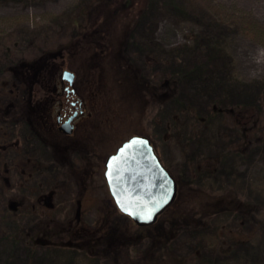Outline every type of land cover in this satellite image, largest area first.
<instances>
[{
    "label": "rangeland",
    "instance_id": "1",
    "mask_svg": "<svg viewBox=\"0 0 264 264\" xmlns=\"http://www.w3.org/2000/svg\"><path fill=\"white\" fill-rule=\"evenodd\" d=\"M140 1L134 0V8ZM92 2L0 0V108L20 97L19 91L2 88L12 79L8 68L13 64L34 63L50 55L61 66L58 76L77 68L80 76L88 77L87 70L99 60L87 59L90 48L73 54L70 47L89 32L78 26ZM137 24L127 51L131 64L153 84L165 78L176 80L178 100L151 103L139 96V108L148 105L145 118L139 112L141 119L120 124L117 132L108 133L111 141L108 137L103 151L88 147L85 156L75 150L74 139L51 142L48 121L39 129L40 135L20 126L0 128V169L6 164L18 166L8 171V177H0V264H113L103 255L92 257L76 251L69 243L72 233L76 234L73 229H93L113 222V216H124L110 193L105 162L134 135L144 134L154 141L162 163L182 183L178 198L183 202L196 193L227 194L229 186L236 187L245 200L264 198V143L258 142L247 152L237 150L243 128L252 140L263 136L264 111L259 121L252 117L244 124L227 111L207 122L195 116L212 114L216 103L225 110L244 103L264 105V0H153ZM100 65L104 87L114 92L115 113L130 112L122 98L123 88L115 87L121 70L110 61ZM55 115L56 111L52 118L56 124ZM101 152L106 159H100ZM215 157L223 158L218 169L204 170ZM26 159L39 161L40 168L27 167ZM40 196L44 205L37 201ZM15 201L20 202L16 210L11 208ZM45 225L56 231L51 244L34 245L31 236L39 237ZM178 232L173 246L177 256L190 259L201 251L206 257L232 264H264V233L257 232L244 242L241 219L233 214L213 217L206 230ZM147 249L145 244L123 251L119 259L124 264H165L161 253H146ZM155 256L158 260L152 262Z\"/></svg>",
    "mask_w": 264,
    "mask_h": 264
},
{
    "label": "trees",
    "instance_id": "2",
    "mask_svg": "<svg viewBox=\"0 0 264 264\" xmlns=\"http://www.w3.org/2000/svg\"><path fill=\"white\" fill-rule=\"evenodd\" d=\"M151 1L153 0H141L138 7L134 8V0H93L85 8L82 15L84 22L80 23L81 26L79 24L78 29L82 27L86 30V33L89 30L87 33L89 37L87 39V34H83V40L85 41L81 39L79 42L76 41L78 45L71 43L70 47L73 49V54H82L90 48L87 59H96L95 62L99 60L97 64L92 65L91 69L87 70L88 77H85V79L80 76L77 68H74L76 74L74 87L78 95L88 104V112L90 113L89 116L86 115L79 120L78 129L73 138L75 150L79 149L84 156L88 154V149H86L88 147L89 149L98 147L96 149L103 151V143L108 140V137L109 142L111 141L108 133L117 132L120 124L125 125L136 122V117H140L139 112L141 117H144L148 105L146 108L145 105H141L139 108V103H137L139 96H146L148 101L156 100V102L164 103L178 100V82L176 80L165 78L160 83L153 84L141 74L138 67L131 64V59H129L127 53L128 45L133 39L141 14ZM179 8L182 11L185 9L184 7ZM100 19L101 21H99ZM112 26H114V30ZM82 44L83 46H80ZM103 60L110 61L111 66L119 67L118 70H121V75L115 80V87L123 88L122 98L127 106L131 107L130 112L115 113L112 106V103H114L112 93L114 92H112V88L104 87L103 70L102 65H100ZM45 68H48V70H44ZM60 69L61 66L58 62L52 60L50 55H44L34 63L19 62L10 66L8 70L11 72L12 79L4 82L2 88L5 90L9 86L12 93L19 91L20 97L17 100L10 101L8 107L0 108V128L8 125L20 126L29 133L35 134L37 132L40 135V130H43L44 122L42 121L46 119L49 121V124H47L49 125L48 134L51 137L59 136L60 134L53 126L52 107L45 108L43 105L40 106V103L57 102H53L52 99L54 97V87H60L61 85L62 78L58 76ZM193 71L186 73V75H190ZM40 80H42L40 87L47 88L49 93L43 100L34 95V89L38 88L37 82ZM81 82H84L85 86L80 85ZM181 105L188 109L186 105ZM251 105L244 103L225 110L221 104L216 103L213 106L212 114L205 117L199 114H195V116L196 119L207 122L219 116L221 112L227 111L241 124L252 117H256V120L259 121L261 119L259 115L264 111V105L256 107ZM249 122L250 125H253L251 121ZM243 130H246V127ZM243 130L240 132L242 141L237 147L239 152H247L258 142L264 143V132L261 138L252 140L253 136L249 137ZM152 144L156 148L153 140ZM106 158L103 152L100 159L104 160ZM26 160L27 167L31 169L39 167L38 163L32 161V159ZM221 163H223L222 157L212 158L208 169L204 166V170L210 172L217 170ZM4 166L3 171L0 169V177L7 176L8 171H10L9 165ZM181 189L182 183L179 181V194ZM227 189L229 190L224 195L192 194L184 202L180 200L179 196L178 201L152 227H135L127 217L118 214L112 217L113 222H104L103 225L96 226L93 229L90 228L91 226L88 229L81 227L72 230L70 228L72 232L76 231V234L72 233L73 242L69 245L76 251H82L87 256L100 257L103 255L113 264H124L119 259L121 252L137 250L145 244L146 247H149L146 253L151 251L161 253V258L165 260V264H232L228 260L206 257L201 251H197L194 257L190 259L180 257L175 254L173 247L174 242L179 237L178 231L206 230L210 227L212 218L219 215L233 214L241 219V227L244 230L242 233L246 236L243 239L244 242L253 239L257 232L264 233V198L260 201L245 200L240 197V192L236 187L229 186ZM37 201L39 204L44 205V203H41V196L37 197ZM19 203L12 202L11 208L16 210ZM107 217L110 219L109 216ZM120 217H122V221L119 219ZM40 230L39 237L31 236L32 242L34 245L49 246L51 238L56 233L55 228L45 225ZM82 232L83 235L80 234ZM151 260L156 262L158 258L155 256Z\"/></svg>",
    "mask_w": 264,
    "mask_h": 264
},
{
    "label": "water",
    "instance_id": "3",
    "mask_svg": "<svg viewBox=\"0 0 264 264\" xmlns=\"http://www.w3.org/2000/svg\"><path fill=\"white\" fill-rule=\"evenodd\" d=\"M62 79L70 89L76 75L65 70ZM81 106L83 112L82 103ZM77 115L76 112L64 123L59 115L60 130L71 135L74 132L72 122ZM105 169V178L118 210L138 227L153 226L178 198V180L164 166L147 136L134 135L123 142L107 158ZM148 214L151 219H145Z\"/></svg>",
    "mask_w": 264,
    "mask_h": 264
},
{
    "label": "flooded vegetation",
    "instance_id": "4",
    "mask_svg": "<svg viewBox=\"0 0 264 264\" xmlns=\"http://www.w3.org/2000/svg\"><path fill=\"white\" fill-rule=\"evenodd\" d=\"M74 90V91H73ZM52 92V91H51ZM53 93H54V97L52 99V101H57L56 103H40V106L43 105L45 106V108L47 107H52L51 109L53 110L51 115L53 117L55 111H56V117H55V122L54 123V129L60 134L57 137H51V142L53 140H55V143H60V141H63V139H68L71 138L73 139L75 137V134L77 132L78 129V122L80 119H82L84 116L86 115H90V113L88 112V104L85 102V100L80 97L76 91V88L73 86L72 88H68L66 83L61 80V86H55L53 89ZM34 95L35 97H39L41 100L45 99L47 97V95H49L47 88L44 89L42 87L40 88H35L34 89ZM81 103L83 104V112H81L82 106ZM42 106V107H43ZM78 113L77 117L74 119V121L72 122L74 125V132L71 135H67L65 134L63 131L60 130V125L58 124V116L60 115L61 117V122L64 123L69 117L73 116L75 113ZM43 114V113H42ZM47 114V113H46ZM45 115V113H44ZM48 121L46 119H43L42 122ZM49 122V121H48ZM54 131V130H51ZM42 133V132H41ZM14 145V144H12ZM56 147V146H54ZM66 149V148H64ZM27 163V160H25V164ZM20 165V164H19ZM38 165L40 167L41 163H39L38 161ZM18 166L14 165V164H10L9 168L14 169ZM39 167H37V169H39ZM22 169V170H21ZM15 170V169H14ZM21 171H24V169L22 167H20Z\"/></svg>",
    "mask_w": 264,
    "mask_h": 264
},
{
    "label": "snow or ice",
    "instance_id": "5",
    "mask_svg": "<svg viewBox=\"0 0 264 264\" xmlns=\"http://www.w3.org/2000/svg\"><path fill=\"white\" fill-rule=\"evenodd\" d=\"M145 219H151V214H148Z\"/></svg>",
    "mask_w": 264,
    "mask_h": 264
}]
</instances>
